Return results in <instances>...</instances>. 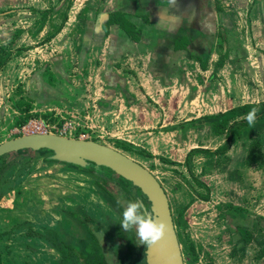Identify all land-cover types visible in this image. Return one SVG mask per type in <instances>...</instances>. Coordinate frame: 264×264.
I'll return each instance as SVG.
<instances>
[{"label": "crops", "instance_id": "crops-1", "mask_svg": "<svg viewBox=\"0 0 264 264\" xmlns=\"http://www.w3.org/2000/svg\"><path fill=\"white\" fill-rule=\"evenodd\" d=\"M70 1L0 0V27L12 21L1 17V12L55 10L61 2L75 12L57 26L60 29L53 37L44 38L42 32L35 35L40 46L25 55L37 62L31 60L24 69L25 91L32 92V105L38 106L35 111L70 116L65 125L75 128L73 138L132 143L139 137L175 132L179 126L197 129L203 117L264 103V19H255L250 8L246 17L251 29L246 36L235 29L232 20L229 28L214 0H176L175 4L168 0H98L96 6L90 0ZM68 27L75 28V38L67 33ZM28 39L23 34L16 44ZM46 44L52 46L50 53L44 50L49 49ZM69 46L75 50L71 63L67 61ZM32 65L42 66L45 81L33 72ZM50 78L55 79L54 86L49 85ZM240 166L247 167L243 185L247 193L243 196L238 190V197L233 195L231 217L226 205L220 209L225 225L228 217L233 220L232 253L212 241L204 228L200 234L213 264H264V238H253L249 231L251 226L256 233L259 228L264 230L260 227L264 225V164ZM209 202H193L186 219L199 208L208 209ZM245 216L250 222L242 221Z\"/></svg>", "mask_w": 264, "mask_h": 264}, {"label": "rangeland", "instance_id": "rangeland-1", "mask_svg": "<svg viewBox=\"0 0 264 264\" xmlns=\"http://www.w3.org/2000/svg\"><path fill=\"white\" fill-rule=\"evenodd\" d=\"M214 1L223 20H228L229 28L232 29L230 27L232 20L237 24L235 29L245 32L246 36L247 29L249 31L251 29L246 17L248 8L255 19L260 21L264 19V0ZM69 2L71 1L66 0V3ZM90 2L95 5L98 0H90ZM61 3L60 8L55 10L48 8L25 13L1 12V17H9L12 21L0 27L2 39L0 41V143L22 135L46 133L42 130L29 129L31 127L29 123H41L46 129L52 127L57 135L71 133L69 136H75V128L67 132L61 131L62 127L66 126L65 123H70L67 120L70 116L62 118L35 111L38 110V106L32 105L34 103L31 98L32 92L25 91L24 85V82H27L25 67H29L31 60L34 64L37 62L33 56L25 55L28 50L40 46L39 37L35 39V35H40L42 32L41 36L44 38L53 37L60 29L57 26L63 23L66 17H73L75 14L74 11H69L70 8L67 10L66 3L62 6ZM67 33L75 38L74 27H68ZM23 34L29 38L28 42L16 44ZM46 45L49 49L44 47V50L50 53L52 46ZM63 50L65 49L61 51ZM68 50L70 55L68 60H65L71 63L75 61V50L72 46H69ZM13 54L14 59H11ZM14 63L15 68L12 69ZM33 66H31L33 72L45 81L46 73L45 70L42 71V66H39L40 69L37 65ZM14 71L15 78L12 77ZM33 79H35L34 75ZM48 82L50 86H54L55 79L50 78ZM11 103L14 106L9 105ZM12 109L14 115H11ZM228 124H232V121ZM175 129V132L167 134L155 133L133 139L130 143L136 147V150L98 137L92 141H101V144L116 149L138 162L156 177L168 197L176 235L183 253V262L185 257V264H213L209 254L201 245L200 234L204 228L209 232V236H212V241L218 245L222 244L221 247L225 249L224 251H228L229 255L232 253L229 240L231 232L235 230L231 224L233 220L228 217V224L225 225V213H221L220 209L221 206L226 205L229 209L227 214L231 217L233 213L231 198L234 194L238 197V190L243 196L247 193L246 186H243L247 179V167H242L240 164L253 162L263 167L264 124L257 122L244 127L235 126L228 133L225 129L216 134L212 131V126L204 122L197 126V129L187 130L183 126H179L178 130ZM227 145L223 154L217 153ZM45 154L48 153L20 152L2 158L0 264H61L63 262L82 264L83 262L75 256V252L78 256L81 255V260L84 262L85 259H89L96 247L91 241L92 231L97 232V230H103L106 235L105 237L99 235L100 240H106V237L111 235V247L106 255L109 253L112 264L120 263L121 259L124 260L122 264L136 263L129 255L127 257L125 252L122 258L118 255L120 251H125L123 244L115 249L111 248L116 245L114 235L120 232L134 241L131 245L135 247V230L124 232L122 229L120 223L123 208L117 201L139 200L145 205L144 198L140 194H135L129 185L116 184L117 179L109 172H103V178L69 165L44 161L47 156ZM225 198L228 202L222 203L221 200ZM198 199H209V205H205L208 209L199 208L196 210L197 213L186 219L187 210ZM241 218L245 223L250 222L246 216ZM41 219L46 222L44 225L48 231L59 235L60 230H63L64 244H69V249L59 252L43 248L34 241L35 233L39 235L41 232ZM29 225L32 230H27ZM254 230L255 227L251 226L249 231L255 236H250L263 241V228L258 229L259 233ZM86 231L90 236H86ZM15 232H22L24 235H15ZM76 238L80 240L78 243L75 242ZM85 240L87 244L84 245ZM88 245L89 250L84 251L83 247ZM140 248L144 250L145 247L140 245ZM249 253L251 256L254 254L252 251Z\"/></svg>", "mask_w": 264, "mask_h": 264}, {"label": "water", "instance_id": "water-1", "mask_svg": "<svg viewBox=\"0 0 264 264\" xmlns=\"http://www.w3.org/2000/svg\"><path fill=\"white\" fill-rule=\"evenodd\" d=\"M123 144L136 150L130 143ZM39 151L48 153L47 159L51 162L79 169L92 168L95 172L105 169L113 177L125 180L138 189L148 203V209L143 207L146 214L154 215L158 221L167 224L165 237L153 247L145 249V263L184 264L168 197L150 171L116 149L92 140L44 133L22 135L0 143V157Z\"/></svg>", "mask_w": 264, "mask_h": 264}, {"label": "trees", "instance_id": "trees-1", "mask_svg": "<svg viewBox=\"0 0 264 264\" xmlns=\"http://www.w3.org/2000/svg\"><path fill=\"white\" fill-rule=\"evenodd\" d=\"M252 109H256V113H257V118H256L254 123L262 122L264 124V103H261L259 105H243V106L235 107V108H233V109H231V110H229V111H227L225 113H219V114L214 115V116H206V117H203L202 119H200L201 120L200 124H203V122H204L205 124L211 125L212 126V131L215 134L216 133H220V132L224 131L225 129L227 130V133H228V131L231 130L232 127H235V126H239V127L248 126L249 124L245 120V116ZM230 121H232V124H228ZM195 125H197V123ZM227 141L229 142L230 140H227ZM227 147H228V145L225 146V148L223 150L218 151L217 153L218 154H221V153L223 154L226 151ZM34 153H37V152H34ZM40 153H46V152L39 151L37 154H40ZM45 155L48 156V154H45ZM44 161H50V160L45 158ZM2 162L3 161L1 159L0 163H2ZM80 170L95 174V172H94V170L92 168L80 169ZM95 175H97V174H95ZM97 176H101V177L104 178V175H97ZM116 184H118L120 186L129 185L130 189L133 192L140 194L138 189H136L133 186H131L130 183L125 181V180L117 178ZM115 247H117V246L114 245V246H112L111 249H115ZM132 247L133 246L131 245V242L127 241L126 245H125V250L126 251H124L122 249L123 252L120 251V253L118 255L121 258H122V255H124V252L129 255ZM88 250H89V248L84 247V251H88ZM107 251L109 252V248L101 247L100 245L97 246L93 250V253H92L91 257L89 259H86L88 261L86 263L87 264H112L111 260L109 259L110 258L109 257V253H108V255H106ZM75 256L78 257V259H81V255L78 256L77 253H75ZM84 258H85V256H84ZM61 264H70V263L69 262H63ZM117 264H122V263L118 262Z\"/></svg>", "mask_w": 264, "mask_h": 264}, {"label": "clouds", "instance_id": "clouds-1", "mask_svg": "<svg viewBox=\"0 0 264 264\" xmlns=\"http://www.w3.org/2000/svg\"><path fill=\"white\" fill-rule=\"evenodd\" d=\"M176 0H168L169 4H175ZM257 118L256 109H252L246 114L245 120L249 125L253 124ZM121 204L122 220L121 226L124 231L135 230L138 244L149 249L160 242L166 234L167 224L158 221L154 215H147L143 210L141 201L118 200Z\"/></svg>", "mask_w": 264, "mask_h": 264}, {"label": "flooded vegetation", "instance_id": "flooded-vegetation-1", "mask_svg": "<svg viewBox=\"0 0 264 264\" xmlns=\"http://www.w3.org/2000/svg\"><path fill=\"white\" fill-rule=\"evenodd\" d=\"M186 1V0H185ZM46 133H52V134H55L54 132H46ZM34 134H44V133H34ZM55 135H57V134H55ZM59 136H64V137H68V138H73L72 136H69V135H59ZM73 139H75V138H73ZM80 140H83V139H80ZM38 153V152H37ZM10 156V155H14V154H7V155H5V156ZM4 156H2V157H0V160L3 158ZM46 158H47V156H46ZM49 162H51V161H49ZM56 163V162H55ZM138 163V162H137ZM95 172V171H94ZM103 172H109V171H107V170H105V169H102L101 171H99V172H95V174H97V175H104L103 174ZM156 178V177H155ZM117 179V178H116ZM135 194H138V193H135ZM141 196H142V194H140ZM143 197V196H142ZM144 198V197H143ZM144 200H145V205H143V207H145L146 209H148V203H147V201H146V199L144 198ZM74 217H72V219H73ZM173 218V217H172ZM44 224H46V222L43 220V219H41L40 220V225H42V228H40V233H39V235H37L36 233H35V237H34V241L36 242V243H38V244H40L43 248H46V249H53V250H56V251H61V250H63V249H69L70 247H69V244H67V243H65L64 244V241H65V234H64V232H63V230H60L61 231V233L58 235V234H55V233H53V231L51 232V231H48V228L46 227V225H44ZM32 226V225H31ZM67 226V225H66ZM28 227V229L27 230H32V228L30 227V225L29 226H27ZM125 232V231H124ZM97 233V234H96ZM86 236L88 235V236H90V233L88 232V231H86ZM124 233H122V232H120V233H116L115 235H114V237H115V239H116V245H117V247L119 246V245H121V244H123L122 245V247L123 246H125L126 245V242L127 241H130L132 244H134V241H132L127 235H123ZM49 235H51V237L53 238H51V237H49ZM92 239H91V241L94 243V245L97 247V246H101V247H107V248H109L110 249V247H111V243H110V241H111V235L109 236V237H106V240H100V238H98L99 237V235H102V236H106L105 235V232L103 231V230H97V232L96 231H92ZM98 235V236H97ZM37 236H38V238H37ZM67 237H69V236H67ZM68 239V238H67ZM134 239H135V247L133 246L132 247V249H131V251H130V258H132V259H134V262H136V263H134V264H146L145 263V249L146 248H144V250L143 249H141L140 248V245L138 244V239H137V237H136V234H135V237H134ZM53 240H56V242H54ZM80 240L79 239H77L76 238V240H75V242H79ZM57 242H60V244L59 243H57ZM179 242V241H178ZM81 243H82V241H81ZM83 243H84V245L85 244H87V241L85 240V241H83ZM55 245V246H54ZM60 246V247H59ZM94 246V247H95ZM84 247H86V248H89V245L88 246H84ZM83 247V248H84ZM95 247V248H96ZM121 247V246H120ZM126 251V250H125ZM123 252V251H122ZM76 253V252H75ZM126 255H127V257H128V254L126 253ZM182 256H183V253H182ZM126 257V259H128ZM85 259V258H84ZM79 261H82L83 263L82 264H87L86 262H88L86 259H85V262H84V260H81V259H79ZM122 261L124 262V260L122 259V260H120V263H122Z\"/></svg>", "mask_w": 264, "mask_h": 264}, {"label": "built area", "instance_id": "built-area-1", "mask_svg": "<svg viewBox=\"0 0 264 264\" xmlns=\"http://www.w3.org/2000/svg\"><path fill=\"white\" fill-rule=\"evenodd\" d=\"M29 129L31 130H42L43 132H53V128L49 127L48 129H46V127L43 124H36V123H29ZM41 127V128H39ZM74 128H72L71 126H63L62 127V132H67V130H73ZM71 134V133H70ZM70 134H66V135H70ZM61 135H65V134H61Z\"/></svg>", "mask_w": 264, "mask_h": 264}, {"label": "bare ground", "instance_id": "bare-ground-1", "mask_svg": "<svg viewBox=\"0 0 264 264\" xmlns=\"http://www.w3.org/2000/svg\"><path fill=\"white\" fill-rule=\"evenodd\" d=\"M29 132H31V131H29ZM29 132H28V133H29Z\"/></svg>", "mask_w": 264, "mask_h": 264}]
</instances>
